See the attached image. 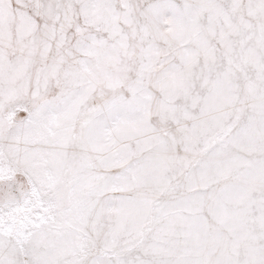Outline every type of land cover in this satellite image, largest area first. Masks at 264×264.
Instances as JSON below:
<instances>
[{"label": "snow or ice", "instance_id": "1", "mask_svg": "<svg viewBox=\"0 0 264 264\" xmlns=\"http://www.w3.org/2000/svg\"><path fill=\"white\" fill-rule=\"evenodd\" d=\"M0 264H264V0H0Z\"/></svg>", "mask_w": 264, "mask_h": 264}]
</instances>
